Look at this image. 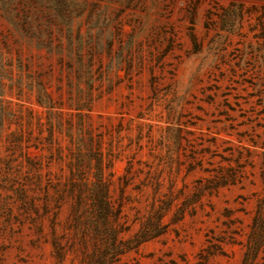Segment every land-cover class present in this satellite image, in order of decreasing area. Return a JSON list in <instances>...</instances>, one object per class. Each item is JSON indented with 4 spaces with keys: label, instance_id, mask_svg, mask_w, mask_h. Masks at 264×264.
Listing matches in <instances>:
<instances>
[{
    "label": "rangeland",
    "instance_id": "rangeland-1",
    "mask_svg": "<svg viewBox=\"0 0 264 264\" xmlns=\"http://www.w3.org/2000/svg\"><path fill=\"white\" fill-rule=\"evenodd\" d=\"M0 264H264V0H0Z\"/></svg>",
    "mask_w": 264,
    "mask_h": 264
}]
</instances>
